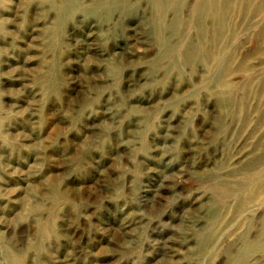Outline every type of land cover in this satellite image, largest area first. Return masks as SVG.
Masks as SVG:
<instances>
[{"label":"rangeland","instance_id":"374dc122","mask_svg":"<svg viewBox=\"0 0 264 264\" xmlns=\"http://www.w3.org/2000/svg\"><path fill=\"white\" fill-rule=\"evenodd\" d=\"M0 264H264V0H0Z\"/></svg>","mask_w":264,"mask_h":264}]
</instances>
